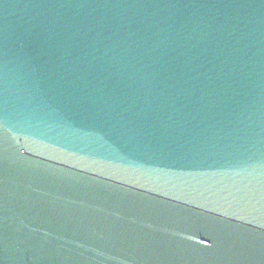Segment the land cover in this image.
Masks as SVG:
<instances>
[{"label": "water", "instance_id": "water-1", "mask_svg": "<svg viewBox=\"0 0 264 264\" xmlns=\"http://www.w3.org/2000/svg\"><path fill=\"white\" fill-rule=\"evenodd\" d=\"M0 264H264V0H0Z\"/></svg>", "mask_w": 264, "mask_h": 264}]
</instances>
